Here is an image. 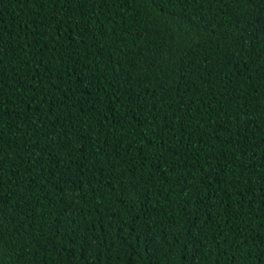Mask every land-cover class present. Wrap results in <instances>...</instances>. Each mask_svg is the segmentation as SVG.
Masks as SVG:
<instances>
[{"label": "trees", "instance_id": "16d2710c", "mask_svg": "<svg viewBox=\"0 0 264 264\" xmlns=\"http://www.w3.org/2000/svg\"><path fill=\"white\" fill-rule=\"evenodd\" d=\"M0 264H264V0H0Z\"/></svg>", "mask_w": 264, "mask_h": 264}]
</instances>
